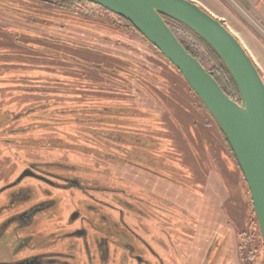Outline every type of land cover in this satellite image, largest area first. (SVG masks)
Here are the masks:
<instances>
[{
  "label": "rangeland",
  "instance_id": "rangeland-1",
  "mask_svg": "<svg viewBox=\"0 0 264 264\" xmlns=\"http://www.w3.org/2000/svg\"><path fill=\"white\" fill-rule=\"evenodd\" d=\"M195 1L220 18L264 73L257 9L243 0ZM14 6L21 11L0 5V185L31 161L74 165L83 179L137 197L134 184L145 181L159 189L168 213L164 264H264L233 164L209 146L203 121L193 133L185 89L152 46L86 18ZM159 149L162 168L150 167L155 176L135 169L133 162L148 165Z\"/></svg>",
  "mask_w": 264,
  "mask_h": 264
},
{
  "label": "flooded vegetation",
  "instance_id": "flooded-vegetation-1",
  "mask_svg": "<svg viewBox=\"0 0 264 264\" xmlns=\"http://www.w3.org/2000/svg\"><path fill=\"white\" fill-rule=\"evenodd\" d=\"M159 152L135 169L155 176ZM23 163L0 185V264H164L170 236L161 230L168 213L159 189L134 184L137 197L83 179L71 164Z\"/></svg>",
  "mask_w": 264,
  "mask_h": 264
},
{
  "label": "water",
  "instance_id": "water-1",
  "mask_svg": "<svg viewBox=\"0 0 264 264\" xmlns=\"http://www.w3.org/2000/svg\"><path fill=\"white\" fill-rule=\"evenodd\" d=\"M84 1L129 22L181 74L217 122L246 183L264 249V81L243 46L219 20L189 0ZM162 16L190 29L215 52L237 87L239 103L185 51Z\"/></svg>",
  "mask_w": 264,
  "mask_h": 264
},
{
  "label": "trees",
  "instance_id": "trees-1",
  "mask_svg": "<svg viewBox=\"0 0 264 264\" xmlns=\"http://www.w3.org/2000/svg\"><path fill=\"white\" fill-rule=\"evenodd\" d=\"M20 4L22 6H25L27 9L34 10V12L36 10L38 12L43 11L44 13H50L51 15L53 11H56L58 14H68L72 16L74 19L75 18H86L88 20H92V22L96 25L104 26L106 29H112L114 31L122 30V31H126L129 33H134L140 36L142 39H144L133 28V26L126 20L106 11L105 9L97 5L91 4L84 0H0V5L5 6L8 9H12L15 11H21L20 8H15L14 6V5H20ZM162 19L164 20L165 24L169 27V29L172 31V33L174 34L178 42L181 44V46L185 49V51L200 62V64L204 67V69L209 74H211V76L215 79V81L220 86L222 91L231 100L239 103L240 97H239L237 87L233 79L231 78L229 72L225 68L224 64L219 59V57L215 54V52L200 37H198L194 32H192L190 29H188L184 25L180 24L179 22L173 19L165 17V16H162ZM144 40L149 45H151L146 39ZM152 48L159 54V56L168 65L170 71L172 72V75H175V78L177 79V84L178 83L180 84V86L178 87L183 88V90L185 89L184 90L185 98L187 97V100H188L187 101L188 103L186 104L188 106L187 107L188 109L185 112L188 114L191 112L193 116H195V117L192 116L193 133L195 134L200 131V124H199L200 120L204 122L203 124H205L206 127H210L209 134L211 137L210 138L211 142L209 146L211 145L214 147L216 146L219 147L221 150V153L225 156V162L226 160H228L227 161L228 164L229 163L233 164L234 170L232 171V173L235 174L233 175L234 180L237 185L239 184L241 185V188L243 189L244 194L247 196L246 202H248L251 206V200H250V196H249L246 183L244 181L240 168L237 164L235 156L231 150V147L229 143L227 142L224 134L222 133L219 125L213 119V117L207 112V110L204 108V106L199 101L197 96L191 91V89L185 83L181 74L153 46ZM97 67H103V66L99 65ZM174 84L175 82L171 83L169 88H171ZM164 97L166 100L163 99V101L165 102L172 101L171 99L172 96L170 94L167 95L165 93ZM133 117H136V116L133 115ZM201 130L202 132L204 131V133H207V131H205V128H202ZM200 139L202 143H205V144L207 143V140L204 137L201 136ZM190 140H192L193 142V139L190 138ZM141 143H144V142H141ZM193 144L194 146L190 144L192 148H195V146L196 147L199 146V145H196L195 143ZM203 148H204V145H203ZM227 186H229V189H230L231 186L230 185H227ZM250 214L254 217L253 211H251ZM246 215L249 216V214H246ZM254 224L256 226L257 231H259L255 218H254ZM258 237H260V234H258Z\"/></svg>",
  "mask_w": 264,
  "mask_h": 264
},
{
  "label": "crops",
  "instance_id": "crops-1",
  "mask_svg": "<svg viewBox=\"0 0 264 264\" xmlns=\"http://www.w3.org/2000/svg\"><path fill=\"white\" fill-rule=\"evenodd\" d=\"M193 3L196 4V1L195 0H189ZM243 2L245 3V5L249 8V9H257V13L259 14V17L264 21V0H243ZM205 10V9H203ZM210 14L212 17L216 18L217 20H220V18H217L215 15H212L211 13H208ZM223 24V23H222ZM239 42L240 44L242 45V41L235 37ZM243 48L245 49V51L247 52V54L249 55V57L251 58L252 62L254 63V65L256 66L260 76L262 77V80L264 81V73L261 71L259 65L256 63V61H254L253 59V55H251L248 50L244 47V45H242Z\"/></svg>",
  "mask_w": 264,
  "mask_h": 264
}]
</instances>
